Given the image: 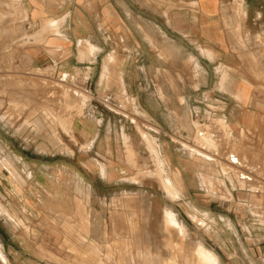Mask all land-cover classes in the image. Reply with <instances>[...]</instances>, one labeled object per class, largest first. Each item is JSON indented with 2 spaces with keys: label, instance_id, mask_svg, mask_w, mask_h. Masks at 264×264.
Listing matches in <instances>:
<instances>
[{
  "label": "crops",
  "instance_id": "0c3cea01",
  "mask_svg": "<svg viewBox=\"0 0 264 264\" xmlns=\"http://www.w3.org/2000/svg\"><path fill=\"white\" fill-rule=\"evenodd\" d=\"M261 37L264 0H0L2 70L14 71L16 65L21 70L55 67L56 71L67 70L92 91L113 95L122 91L121 95L128 97L125 100L133 99L142 117L164 132L160 135L187 137L204 128L199 134L204 140L218 137L221 142L220 133L223 136L227 131L230 137H248L253 143L264 139V47L257 44ZM93 101L86 105V115L72 119L76 141L62 134L64 143L55 139L49 146L39 136L36 140L27 137L28 141L16 146L11 137L0 132V198L7 212L38 219L45 216L41 210L48 193L41 184L44 179H53L60 186L61 199L65 193L72 202L75 188L86 202L93 197L96 183L144 184L141 177L123 179L136 177L137 168L116 140L128 133L138 163H142L140 157L146 151L138 131L131 132L126 126L113 130L123 118L117 119V114ZM195 109L200 111L201 124H194ZM210 122L220 128H209ZM161 149L168 179L182 197L193 198L191 176L195 170L208 174L210 156L202 155L204 161L197 164L191 157L181 158L173 146L162 144ZM254 152L253 163L258 164L252 168L264 175V149ZM28 154L45 162V157L52 156L55 161L36 168ZM231 156L240 160L237 153ZM97 159L105 165L101 169L95 165ZM217 162L219 190L215 200L203 208L208 213H224L226 205L239 204L244 206L243 213H253L254 198L260 202L256 206L264 209V188L248 180L242 186L238 173L234 176L228 170L229 176L222 162ZM11 169L18 170L22 181L12 177ZM207 177L210 175L203 177L205 185ZM69 186V192H64ZM242 192L247 197H242ZM216 201L213 211L212 202ZM34 203L40 209H35ZM9 213L1 214L12 219ZM67 215L56 213L62 218ZM0 249L6 259L0 263L11 264L1 243ZM26 251L23 247L16 253L18 256L11 258L13 264H61L31 252L27 256ZM86 263L95 264V257Z\"/></svg>",
  "mask_w": 264,
  "mask_h": 264
},
{
  "label": "rangeland",
  "instance_id": "374dc122",
  "mask_svg": "<svg viewBox=\"0 0 264 264\" xmlns=\"http://www.w3.org/2000/svg\"><path fill=\"white\" fill-rule=\"evenodd\" d=\"M257 44L262 49L264 37L259 38ZM88 87L75 80L67 70L56 71L55 67L21 70L16 65L14 71L10 72L0 67V132L11 137L16 146L23 145L24 139L28 141L27 137L36 140L39 136L46 139L49 146L54 145L55 139L64 143L62 134L76 141L72 133V119L89 112L86 105L93 101V95L86 91ZM121 94L122 91H116L113 96L123 109H109L112 115L117 114V119L123 118L122 122H117V126L113 125V130H119L120 126H126L131 132L136 129L146 151L140 157L142 163H138V155L132 149L128 133L116 138L121 151L137 168L136 177L123 176V179L136 181L137 177H141L145 178L144 184L108 186L96 183L93 197L86 202L81 197L82 193L75 188V201L72 202L65 193L61 199L58 193L60 186L53 179L43 178L41 184L47 187L48 193L45 202L41 203L42 213H45L41 219L7 212L0 198V212L13 216L10 219L0 213V243L10 263L13 264L11 258L17 257L16 253L25 247L27 251L23 253H27V256L31 252L61 264H90L86 261L93 256L95 264H212L209 255L215 258L216 264H264V213L256 211L264 210L256 206L260 202L251 198L256 203V210H251L253 213H243L244 206L239 204L236 207L226 205L223 207L224 213H214L217 201L212 202L213 213L203 208L215 200V191L219 190L221 181L215 177L217 161L219 164L222 162L224 173L229 176L231 173L252 172L261 182L259 177H264L263 173L252 167L258 164L257 161L253 163L257 156L254 151L264 149V139L253 143L248 137H230L227 131L223 136L220 133L221 142L218 137H214V142L199 137L204 128H197L187 137L168 136L167 133L166 136L160 135L164 132L142 117L133 99L125 100L126 96ZM39 119L44 120L39 122ZM197 122L194 124L197 125ZM216 126L218 124L214 122L208 124L209 128ZM202 141L206 149L205 145L201 146ZM162 144L173 146L177 155L181 158L191 157V161L197 164L204 161V154L210 156L211 169L208 174L195 170L191 176L193 198L182 197V193L172 184L175 191L170 185L167 190V167ZM236 153L244 164L241 168L227 161L230 155ZM26 156L35 160L36 168L55 161L52 156L45 157L47 163L38 155ZM97 163L100 169L105 166L98 159L95 165ZM10 172L12 177L22 181L18 170L11 169ZM208 175L210 177H207L205 185L203 177ZM260 182L256 181L255 185ZM262 183L260 186L264 187ZM63 189L69 192L70 186ZM119 190L126 191L119 194ZM205 190L213 192L207 193ZM204 194L206 197L202 196ZM241 196L247 197V194L242 192ZM34 206L40 209L38 203H34ZM226 208L231 211L237 209L235 212H238H229ZM56 213L68 215L62 218L57 217ZM168 213L172 214L175 223L169 220ZM40 226V229L36 228ZM205 251L208 255L203 253ZM204 254L208 258L203 257Z\"/></svg>",
  "mask_w": 264,
  "mask_h": 264
},
{
  "label": "built area",
  "instance_id": "2783aa9c",
  "mask_svg": "<svg viewBox=\"0 0 264 264\" xmlns=\"http://www.w3.org/2000/svg\"><path fill=\"white\" fill-rule=\"evenodd\" d=\"M85 87H87V86H85ZM86 91H89L93 95L92 100L96 101L97 103H100L101 105H103V107H105L107 109H117V108L118 109H123L122 105L118 104L114 100V96L110 92H108V93L102 92L101 93V92H97V91H92V89L90 87L86 88ZM197 103L199 104V102H197ZM205 107L206 108H209L208 106H205ZM192 115L198 121L197 122L198 124H201L202 123L200 120H198L199 119V115H200V111L198 109L193 110ZM230 158H231V155H230ZM230 158H228V160H227L229 163L237 166L238 168H241V167L244 166V164H242V163H240L238 161H234L233 159H230ZM220 159H222V158L220 157ZM243 177H245L243 179H246V180L251 181V182L252 181H255L256 182V180H257V182H260V181H258V179H256L255 176L252 175V172L245 173ZM259 178L261 179L260 184H258L259 187H260L262 181H263L262 184H264V177H259ZM262 188H264V187H262Z\"/></svg>",
  "mask_w": 264,
  "mask_h": 264
},
{
  "label": "bare ground",
  "instance_id": "6f19581e",
  "mask_svg": "<svg viewBox=\"0 0 264 264\" xmlns=\"http://www.w3.org/2000/svg\"><path fill=\"white\" fill-rule=\"evenodd\" d=\"M236 5V4H235ZM17 6V5H16ZM51 23V22H50ZM49 25V24H48ZM144 136H145V134H144ZM202 136V135H201ZM148 137V136H147ZM147 141H149V143H151L150 141V139L149 138H147ZM152 144V143H151ZM223 158V157H222ZM230 159H233L234 161H238L237 159H235L234 157H232L231 156V158ZM239 162V161H238ZM242 162V161H241ZM237 168V167H236ZM241 173H238V175H239V179H240V184L242 185V186H244L245 185V182H247V180L246 179H243V178H245V177H243L244 175H240ZM253 175V174H252ZM166 187H167V190H168V187H169V185H170V188L172 189L173 188V186H171V181L168 179V177H167V175H166ZM173 190L175 191V189L173 188ZM169 191V190H168ZM172 213V212H171ZM171 213H168L169 214V217H168V215L166 216V217H168L169 218V220L170 221H173L174 220V217H173V220H172V214ZM167 218V219H168ZM168 220V221H169ZM174 222V221H173ZM172 223V222H171ZM175 223V222H174ZM174 226V225H173ZM173 229V228H172ZM204 251V250H203ZM201 252H202V250H201ZM209 252H211V251H209ZM203 253H205V254H207L208 255V252L206 253V251L205 252H203ZM212 253V252H211ZM201 253H199V255H200ZM205 254L204 255H202L203 257H205ZM214 256H215V254H214ZM200 257V256H199ZM209 257V258H208ZM206 256L205 258H208V259H210L211 258V261H213L212 262V264H216L217 262H216V260H215V258L212 256V255H209V256ZM216 257V256H215ZM207 259V260H208ZM0 260L3 262V263H5L6 262V259H5V257H4V255H3V253H2V251H1V249H0ZM98 260V259H97ZM201 260V259H200ZM209 261V260H208ZM201 263H203V262H201ZM108 264V263H107Z\"/></svg>",
  "mask_w": 264,
  "mask_h": 264
}]
</instances>
